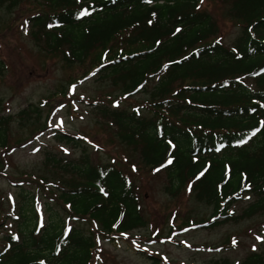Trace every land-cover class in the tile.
Masks as SVG:
<instances>
[{"label":"trees","instance_id":"trees-1","mask_svg":"<svg viewBox=\"0 0 264 264\" xmlns=\"http://www.w3.org/2000/svg\"><path fill=\"white\" fill-rule=\"evenodd\" d=\"M21 1L0 0V7ZM35 1L44 9L24 19L33 42L48 56L76 64L81 74L73 80L94 72L124 94L119 102L98 99L88 108L139 147L141 164L166 169L167 195L179 190L208 206L202 212L208 219L196 221L197 215L183 211L179 225L208 222L201 227L209 228L264 215V0ZM84 9L91 14L81 17ZM224 19L225 30L233 29L227 34L220 32ZM87 58L95 62L91 67L82 66ZM3 66L0 59V71ZM137 92L148 97H135ZM39 109L29 104L11 116L3 113L0 98L2 152L22 143L8 140L11 121L34 122ZM51 129L55 142L84 151L81 136ZM38 152L41 170L50 176L22 172L19 180L6 178L17 198L6 212L12 230L0 231V264H94L97 232L108 238L112 230L145 223L131 181L117 164L93 162L81 152ZM29 182L39 185L41 200L23 184ZM245 196L251 201L233 210ZM73 219L99 228L88 233ZM148 257L160 262L151 252ZM239 264H264V250Z\"/></svg>","mask_w":264,"mask_h":264},{"label":"rangeland","instance_id":"rangeland-1","mask_svg":"<svg viewBox=\"0 0 264 264\" xmlns=\"http://www.w3.org/2000/svg\"><path fill=\"white\" fill-rule=\"evenodd\" d=\"M39 9L43 10L44 7L37 5L35 0H22L11 8L0 7V59L4 65L0 71L2 111L15 116L18 110L29 104H36L40 108L34 122L11 121L8 140L21 141V146L17 145L11 153L0 150V158L4 160L0 170V221H4V224H0V231L12 230V222L6 212H10L11 199L17 198L15 188L6 178L19 180L23 178L20 175L22 172H32L38 176L42 172L50 176L51 171L41 170L38 152L40 148L47 147L53 151L59 150L64 156L81 152L88 154L93 162L117 164L127 174L137 196L135 201L142 207L141 216L145 222L142 226L123 233L112 230L110 234L106 233L108 238L99 232L93 235L91 259L94 264H155L142 249L155 253L165 264H213L215 260L223 259L238 264L249 252L261 253L264 250L263 214L237 222H223L216 227L194 225L170 235L183 227L179 225L183 211L197 215L195 220L199 221V217H210L208 213L202 214L208 206L195 202L190 195L181 196L179 190L177 195H167L162 190L167 178L166 169L161 165L155 164L149 168L141 164L137 159L139 147L129 143L110 122L106 123L104 117L88 108L90 105L87 103H96L98 99L110 98L109 103L119 102L124 94L117 91V86L114 89L105 80H99L96 74L93 75L94 72L85 79L75 81L81 74L76 64L67 65L58 54L48 56L44 53L33 42L28 34L29 27L24 24V19ZM227 23L229 21L225 20L221 24V34L232 32V28L225 30ZM88 61V58L85 59L82 66L91 67L95 63L88 64ZM107 93H111V97H105ZM138 96L148 97L137 92L135 97ZM52 127L81 136L84 151L70 144L55 142ZM23 184L39 200L42 199L38 184ZM249 201L251 198L245 196L238 202L234 201L237 203L231 208L238 211ZM4 216L8 219L5 220ZM65 216L61 218L65 219ZM70 223L80 225L84 231H91L92 234L94 229L99 228L96 222H92L91 228L87 221L80 219L70 220ZM119 234L130 238L132 245L140 249L131 248ZM156 237L166 238L150 240Z\"/></svg>","mask_w":264,"mask_h":264},{"label":"snow or ice","instance_id":"snow-or-ice-1","mask_svg":"<svg viewBox=\"0 0 264 264\" xmlns=\"http://www.w3.org/2000/svg\"><path fill=\"white\" fill-rule=\"evenodd\" d=\"M149 2H151V0H149ZM201 2H203V0H201ZM91 13L87 10V9H84V10H82L81 12H80V16L82 17V16H85V15H90ZM27 22H25V24H26ZM177 31H180L179 29H177ZM255 133H253V135H254ZM246 141H242V143H245ZM172 163V160L171 159H169L168 160V164H171ZM257 239H260V237H257ZM233 243L235 244V241H233Z\"/></svg>","mask_w":264,"mask_h":264}]
</instances>
